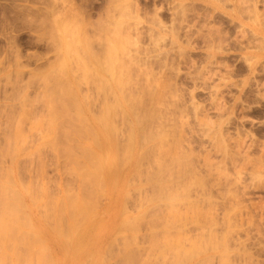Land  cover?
<instances>
[{
	"label": "rangeland",
	"instance_id": "obj_1",
	"mask_svg": "<svg viewBox=\"0 0 264 264\" xmlns=\"http://www.w3.org/2000/svg\"><path fill=\"white\" fill-rule=\"evenodd\" d=\"M239 1L241 2L242 0ZM227 4L228 0H0V96L2 97L0 102H3L4 98L2 95L3 92L1 91L3 88L1 87H4V96H8V98L10 94L12 96V94L16 93L17 88L19 89L21 87L22 92L18 93V97L16 96L17 94L14 95V98L17 97V99L15 98L16 100L10 97L11 105L13 106L15 102L17 105H14L16 109L13 107V110L15 111L17 108L18 110L16 112L21 111V108H26L27 110L29 105L20 107L19 102H17L22 99L21 94L23 90L27 95L32 97L30 98L28 96L30 99H28V104L30 103L29 101H31L32 104L35 103V106H38L39 109L41 102L38 100L39 104L38 102V105L36 104L37 97L35 95L37 93L38 96V94L41 93L39 90L42 84L41 82L39 83L38 80L41 78L40 74L43 72L42 70L48 69L52 60L54 61L56 58H61V56L59 55V57L56 53L57 50H53L55 49L54 45L56 46L58 39L74 42V40H72L74 37L75 42L77 41L78 43L79 37L81 36V38H84L83 36H85V38H89V40H87L90 42L91 52H94L93 54H96L99 59L102 58L103 60L106 56V44L108 45L109 43L116 47L114 53L112 52L113 58L110 60L111 63L108 65H116L110 67L112 68V75L114 74L115 76L113 75V78H110L111 76L107 74L106 78L108 77L107 79L109 80L108 85L115 86L114 82L118 77L119 84L115 86L116 90H120L118 101L121 102L120 109H122V112H125V116H127L125 117L124 114L121 113L120 118H116V125L119 126H116L118 128L115 130L116 133H119L117 137L120 135L118 141H121L120 139H125V136L121 135L122 132H124L122 134L126 135L129 132L127 128L130 129L129 127L133 126V124H138L142 129H145H143V133L141 132V136L145 137L156 133L158 136L161 135L162 137L171 138V141L166 138V141H170V143L176 141L177 144L178 142L180 144L181 142L183 145L182 149L184 150H186L187 143H190L193 148V154L190 153L192 155H188L194 160L192 164L194 163L193 166L195 170H190L193 176L188 172V178L190 177V179L187 180L186 176L185 181H189V184L187 183V187L185 184H182L184 189H182L181 184L180 188L178 187L181 191L184 190V193L182 192L183 194L189 195H187L189 198L188 201L183 202L182 200L184 199L179 198L172 201V204L169 203L170 205H164L162 202L164 206H162V209L164 211L161 209V203L156 206L153 205L155 207H153V209L150 208L153 213L147 211L152 204L144 200V197L150 198L149 196L152 195V188L151 186L148 187L149 184L145 183L144 180L147 176L146 173L148 174L147 170L150 168L145 165L146 161H144V165L142 163V167L138 169L140 173L133 171L134 174L130 172L118 180L117 186L113 190L114 193L112 197L109 192L110 190L104 184L103 189L99 190L101 194L98 192L99 188L95 189L94 186V189H91L90 198L91 194H96V191L98 192V197H100L98 198L96 196L97 194L93 197L94 204L91 202L92 198L90 199V205L94 207V209L92 208L91 210L94 215L97 214L98 216L95 215V218H91L87 226H90L89 228H91V230L89 228L85 229L84 233H80V237L78 238L80 241H87L90 243L88 249L80 245L78 247L75 240H69L67 243L71 244L72 248L64 252L59 246L58 241L53 238L54 235L50 231L52 227L50 225L51 222L48 223V220L53 221L52 226H54V219H49L45 213L47 214L48 212L46 210L47 208H49V211L52 210L51 206L48 207V202L51 203L54 201L53 203L55 205V200L64 192L62 190H64L65 187V190L69 189L68 191L70 193H73L75 189L76 193L78 192L75 175L73 174L72 176V173L69 175L70 172L65 169L67 168V162H63V157L58 158L55 155L53 156V153L51 154L52 151H48L47 148L49 147L47 145L43 146V150L40 154L41 156L39 155L42 159L34 158L36 156L33 151L35 146L38 144L42 146L40 143H43L45 139L44 137L41 139V130L36 129L32 131L35 128H30L31 130L29 131L27 126L29 127L30 121H32L29 116L27 117L28 119H26L29 121V124H27L28 121L27 123L25 122L23 124L24 130L22 129L23 131H21L25 135V141L21 138L25 142L22 143L23 148L19 146V151L22 149V152H16L19 155V167H21H17L16 169V171L19 172L18 174H20V177H17L18 179L13 177L9 169H4V167L10 166V159L8 157L11 147L9 145L12 143L8 142L10 144L6 145L4 142L5 140L0 138V142L4 140L2 143H5L6 147H10L8 151L4 150V152L9 153L8 155L3 152V157L0 156L1 161H3H0V165H2V167H0L10 174L11 177L9 175L5 176L6 174L4 177L11 178L10 181L12 182L8 180L9 182L4 184L5 179L2 178L0 179V184H4L6 187L8 186L7 190L4 189L5 191H10V189L13 190V193L17 191L16 193H18V196L17 194L15 195L17 197H19V195L22 197L17 199H20L22 204L16 202L15 196H12L15 201L9 199L11 196L9 198L6 196V201L8 199V201H10L9 203L16 202V204H18V210H20L22 214H27L29 218L28 225L30 224L32 228L30 229V226L26 223H23L22 227H24L25 231L29 228V232L32 231V234H37L36 236L43 240L42 244H45L43 247H48V252L42 249V246L39 250H43V253H49V256L46 257L51 259L52 264H82L85 258L87 260V257L88 261L85 260L84 264H126V261L123 260L125 259L123 256H126L125 253L127 254L129 251H132V248L134 255H138V257H136L137 260L139 258H141V260H147L149 258L146 264H160L163 262L164 264H178L175 259H173L176 254L172 252L171 254L172 256L174 254V256L172 257L171 254L169 255L172 248L171 244L176 241L175 239H177V237L179 247L181 249L184 248L182 249V253L180 248L178 249L181 256L184 252L182 256L184 258H180L183 260H181V264H199L200 261L197 263V260H203V256L205 258L208 254L211 256L208 255L209 258L206 257L208 260L203 262L204 259L202 264H264V55H254L251 57L249 54L250 49L252 51L264 50V42L256 41L253 44L254 46L251 47L252 43H250L249 38L246 37L242 24L234 27L231 22V29L230 32H228V22L225 11H223V8H225ZM78 19H80V22ZM64 20L67 25L70 23L68 27L67 25L65 26L70 28L65 29L72 32V35H70L71 33L67 31L71 38H67L68 36L63 35V33L66 32L64 30L65 32L60 34L61 36H59V38L57 36V39L55 37L59 32L57 31L55 36L52 34L57 40L56 43V40L51 37V32L54 30L56 31L57 27H64L58 26V24L64 25ZM55 25H57V27ZM81 29L82 31H80ZM113 37L117 40H113ZM245 40H247L246 47L244 46ZM73 44H75L74 46L77 45L76 43ZM76 49L79 50L77 47ZM78 53L76 52V55L79 56L81 50L78 51ZM81 55L85 57L82 53ZM74 58L75 55L72 61ZM72 61V68L70 67L71 73L75 70L76 74H73L78 75L80 73L78 72L80 65L78 63L76 65L77 61L72 64ZM47 62L48 65H46ZM18 63L19 65L17 66ZM118 63H120V65ZM74 67L76 69H74ZM116 68L118 69L116 70L117 72L115 71ZM40 70L41 72H39ZM16 72H18V77L15 75ZM6 75H8L7 78ZM28 75L31 76V78ZM37 75H39V78L37 77V80H35ZM8 79L11 80L10 83H14L15 85L7 83V81L9 82ZM4 83L8 85H5V87L3 86ZM39 84L41 85L39 86ZM9 85L13 86V88L16 86L14 89L15 93H13V88L11 89V87H8ZM22 86L24 88H22ZM82 87V91L85 89L86 93L93 90H90V87L87 88L88 86L84 84L81 86V89ZM110 90L106 89V91L111 93ZM109 92H105L107 93L106 95L100 92L99 94H102L105 97H103L104 99L112 102V95H110ZM108 95L110 97H107ZM34 96L36 100L34 99L35 102L33 103L31 99H33ZM100 96L101 95H98L99 99L102 98ZM131 96L132 98H130ZM94 98L95 96L93 94L90 102H94L90 105L92 108H90L88 113L89 118H93L99 113L98 109H100L99 106L103 99L98 100L96 97L97 99L95 98V101ZM32 104H30L29 109L32 108ZM130 105L132 109H129V107L131 108ZM12 106L10 107L11 110ZM135 106L136 109L134 110H138V113L136 112L137 114L134 115L135 111H133V107ZM41 108L37 113L36 107V117L41 114ZM8 110L7 111L10 112L9 114H11L9 108ZM140 111H142L143 117ZM16 112H12V114ZM146 112L151 116L147 115ZM17 114H15L14 117ZM136 116L137 118H135ZM122 117H124V120L121 119ZM119 121L121 122L120 124H118ZM25 124H27V126ZM123 126L126 127L125 131ZM144 131L147 132L144 133ZM14 143L15 142H13V144ZM19 144H21V140ZM175 144L174 146L176 147ZM179 144L178 147L181 148L182 145L180 144V146ZM14 146L16 148L18 147L16 144H14ZM6 147L3 148L6 149ZM2 149H0L1 152ZM13 149L14 148H12V150ZM32 151L33 153H31ZM16 153L13 154L12 151L10 157H12V154L14 157H17V155H15ZM28 153L30 156L33 154L34 159H31ZM227 154H230V156ZM205 158L207 159L204 164L203 159L205 160ZM119 159L122 160L120 157ZM126 159H128V157L124 160ZM117 160L116 156L115 161L116 163L118 162L122 171L129 167L130 162H127V160H122L125 163L121 160ZM61 161L62 163H60ZM207 161L208 163L210 162L209 164L212 163L211 167L214 170H212L211 167L210 169L212 171L206 168L209 167V164L206 163ZM121 162L126 166L124 165V167H122L119 164ZM39 163L42 164L39 165ZM43 164H46L47 168L46 165ZM37 166H41L39 167V172ZM63 166L64 168H62ZM2 170L0 171V175L4 174ZM141 171L143 176L141 175ZM64 172H66L67 175L64 174ZM131 178L133 180H131ZM3 179L4 181H2ZM19 179L20 182L22 181L21 184H19ZM127 179L129 181H127ZM67 180L68 182H66ZM190 181L192 182L190 183ZM194 181L197 182V184L194 183ZM62 183L65 184V187ZM40 185L42 195L41 193H36V195H34L35 192H40L35 190V188L38 190ZM201 185L203 189H201ZM52 186L54 188H52ZM62 186L64 188H62ZM44 187L45 189H43ZM70 187L73 188V190H71ZM178 188L177 191L176 189L171 191L179 194L180 190H178ZM28 190H30V193H32L33 190L32 196H37L36 201L35 199L32 200V197H29L31 194L27 195ZM43 190L46 191V193L48 191V193L45 195ZM94 190L95 192L92 193ZM1 191L2 190H0V194ZM9 193H11V191ZM49 193L50 197L52 196V200L51 202L47 200L50 199L49 197L45 199L48 201H46L48 205L43 204V207L42 201L45 203L44 197H47ZM54 195H56V198ZM3 196H5L4 192ZM121 196L127 198L124 202V206L120 200ZM40 197L42 198L40 199ZM53 197L55 198L54 200ZM130 198L132 199L130 200ZM37 199L39 200L37 201ZM141 201L144 204L141 203ZM37 204L40 205L38 206ZM141 204L144 206H141ZM54 205H52V207ZM173 205L178 208H175ZM173 207L174 209L172 210ZM121 208L122 212L120 213ZM168 208L169 210H167ZM156 209L158 210L155 212L154 210ZM144 210L148 213L146 212L144 214ZM171 210L174 211L175 214L172 213ZM20 212H17V214ZM157 212L159 215H157ZM49 213L48 216L50 215ZM140 213L143 214L144 217L146 215L148 218H143L141 217L142 215L139 216V218L138 214ZM151 213L155 215V217H153L154 220L152 219L154 215ZM165 213L166 215H164ZM156 215L160 217L156 218ZM176 215L179 216L180 219H177L178 217ZM23 216L26 217L25 214H23ZM135 216L141 220H136L138 222L134 221V224L131 219L136 218ZM166 216L167 218L169 216V218L165 219ZM127 218H130V221H127ZM45 219H48V222H46ZM145 219L146 221L144 222ZM24 221L26 222V220ZM124 221L131 222L132 226L134 225L136 229H134V226L127 227L130 226L128 223V225L123 227ZM159 222L161 227H157ZM165 222L169 226L163 227L166 224ZM148 223L151 224L149 225ZM65 224L67 225V221ZM183 224L184 226L182 227ZM151 225L156 226L151 228ZM119 226L121 227L119 228ZM148 230L151 234L147 233ZM157 230L160 231L158 232ZM152 231L154 232L153 235ZM25 234L30 235V233ZM135 235H137V238ZM30 237H32V235ZM69 237L70 236H68V239H70ZM142 237L144 238L142 239ZM166 237H169L168 240L170 239L171 241L169 240V242L167 239H164ZM185 237L191 240H186ZM29 239H26L27 243ZM32 240L34 241V239ZM164 241H166L167 244L169 242L170 245L168 247L170 251H168V249L164 251V249L161 248ZM177 241L175 246L177 245ZM37 243V241L34 244L32 243L33 246H31L33 250L35 248L38 249L36 247ZM122 243L124 244L122 245ZM172 246H174V244ZM163 247L166 248L167 245ZM24 248L27 249V246ZM25 250H22L21 254L25 253L27 257L28 253L26 252L29 248L26 252ZM109 250H111V252H109ZM118 250L120 252H118ZM135 250H137L139 254H136V252H134ZM161 250H163V254ZM175 250L176 249L173 251ZM178 250L177 252L179 253ZM38 251L35 250L37 253ZM165 252L169 253L166 254ZM33 253L34 252L30 253L31 257L34 256ZM5 254L9 256L11 264L16 262L15 258L13 260V257L16 256H12L13 253L11 250L6 249ZM89 254L90 256H88ZM156 254L159 258L156 257ZM7 255H5L4 258L6 257V259H8ZM163 255L166 257H163ZM177 256L178 255H176V257ZM26 257L24 256L22 259L24 260ZM160 257H162L161 259L164 258L163 261L160 260ZM44 258L45 257L42 259ZM47 258H45L44 261H46ZM22 259H20V261ZM3 260L1 261L4 262ZM26 260H24L23 263H29L31 261L27 262ZM32 260L35 259L32 258ZM41 260H37V262L40 261V263L48 264V260L46 262ZM134 260L135 264H143L145 262H141V260L136 262L135 258ZM8 261L4 263L7 264ZM33 262L30 264H33ZM133 262H131V264H134ZM127 264L130 263L128 262Z\"/></svg>",
	"mask_w": 264,
	"mask_h": 264
},
{
	"label": "bare ground",
	"instance_id": "obj_2",
	"mask_svg": "<svg viewBox=\"0 0 264 264\" xmlns=\"http://www.w3.org/2000/svg\"><path fill=\"white\" fill-rule=\"evenodd\" d=\"M68 17V16H67ZM77 20V19H76ZM80 19H78V21H79ZM64 22H65V20H64ZM63 22V23H64ZM68 22V21H67ZM80 22V21H79ZM70 24V23H69ZM69 24L67 25V23L65 22L64 23V25L63 24H58V26H64V27H62V28H58L57 27V25H55L56 27H57V29L56 28H54V29H56V31L54 30V31H52L51 32V37H53V36H55V34L57 33V31H59L57 34H59V35H57L56 34V38H57V36H58V38H59V36H61L60 34H62L63 32H65V33H67V31L68 32H70L69 30H67V29H69V28H67L68 26H69ZM67 25V27H65ZM78 25H79V23H78ZM71 26V25H70ZM84 27V26H83ZM65 28H67V29H65ZM82 28V27H81ZM65 30V31H64ZM80 31H82V29L80 30ZM116 31V30H115ZM55 32V33H54ZM65 33H63V35H66V36H68L67 38H71V36L70 35H72V32H70L71 34L70 35H68V33L67 34H65ZM74 33V32H73ZM52 34H53V36H52ZM77 34V33H76ZM78 34H80V33H78ZM115 34V33H114ZM65 36V37H66ZM77 36V35H76ZM64 37V38H65ZM74 37V36H73ZM79 37V36H78ZM84 38H81V36L79 37V39H78V43H77V41L75 42V37L72 39V40H74V42H68V41H65V39L64 40H60V39H58V43H57V40H56V38H54L53 37V39H55L56 40V46L54 45V48L55 49H53V50H57V54H58V56L60 55L61 56V58L60 59H57L56 58V60H52V62L49 64V67H48V69L47 70H42L43 72L40 74V77L41 78H39V75H37L36 76V79L35 80H37V77L39 78L38 80H39V83L41 82V84H39V86L41 85V89L39 90V92H41L42 93V95H41V93H39L38 94V96H37V93H36V97H37V101H36V104H37V102H38V100H39V102H41L40 103V105H39V109L41 108V114L38 116V117H36L37 116V114H36V112L37 111H40L39 109H38V106H35V101H34V99L36 100V98H35V96H34V98L33 99H31L32 101H33V103L34 104H32V102L31 101H29L30 103L28 104V99H29V97L30 98H32L31 96H29V95H27L25 92H24V90H23V93L21 94V97H22V99L21 100H19V101H17V102H19V105H20V107L21 106H23V107H26V106H30V104H32L31 105V109H29V106H28V108H27V110H26V108H21V111H18V112H16L17 110H18V108H17V110H13V107L15 108V106H17L15 103L13 104V106L11 105V103H10V101H11V99H13L14 98V95L15 94H17L16 96L18 97V93H21L22 91V89H21V87L18 89V92H17V89H16V93H15V88H16V86H15V88H13V86H11L12 84H14V83H10V81L11 80H9V82L7 81V83H10L11 85H9L8 87H11V89L12 90H14L13 91V93H15V94H12V96H11V94L9 95L10 97H11V99H10V97L8 98V96H4V92H5V90H4V87H1V88H3L1 91L3 92L2 93V95H3V102H0V135H1V137L0 138H2V139H4L3 141L6 143V145H9L10 143H12V144H10L9 146L11 147V151H10V155H9V159H10V166L7 168V167H4V169L6 168L7 170L9 169L10 170V172L13 174V177H16V179H18L19 177H20V174H18L19 172H17L16 171V169H17V167L18 168H21V167H19V164H20V162H19V160L20 159H18V153L21 151L22 152V149L19 151V149L20 148H23L22 147V143H25L24 141V139H25V135H24V133L23 132H21V131H23L24 129V126H23V124L26 122L27 123V121L28 120H26V119H28L27 117L29 116V118L31 117V119L30 120H32V121H30V126L28 127L27 126V124H29V121H28V123L27 124H25L26 126H27V128H29V131L31 130L30 128H32V129H34V130H32V131H35L36 129H38V130H41V132H40V134H41V139L44 137V142L42 143H40V144H42V146H40L39 144L37 145V146H35V148H34V154L36 155L34 158H37V159H42L40 156V154H41V152H42V148H43V146L44 145H47L49 148H50V150H49V148H47L48 149V151H52L51 152V154L53 153V156L55 155V156H57L58 158L59 157H63L64 159V163L65 162H67L66 163V166H67V168H65L68 172H70L69 173V175L72 173V176H73V174L75 175L74 177L77 179V189H78V192L76 193V189L74 190V194L71 192H69L68 190L69 189H66L65 190V184H63L62 183V185H64V187L62 186V188H64V190H62V191H64V192H62L61 193V195H59L60 197H58L56 200H55V205H54V201H52L51 202V200H52V196L50 197V193H49V195L47 196V197H44V200L45 199H47L48 197L50 198V199H47V200H49L51 203H49L47 200H45V203H43L44 201H42V206H43V204H46V205H48L49 204V206L48 207H50L51 206V209L52 210H48L49 208H47L46 210L48 211H46L47 212V214L45 213V215L50 219H54V226H52L53 225V221H50V220H48V219H45V221L46 222H48V223H50V225H51V229L52 230H50L51 232H52V234L54 235H52L53 236V238L56 240V241H58V244H59V246L63 249V251L64 252H67V251H69L71 248H72V246H71V244H68L67 243V241H69V240H75V243H76V245H78V247H79V245L80 246H83V247H85L86 249H88V246H89V242H87V241H80V240H78V238L80 237L79 235H80V233H84V231H85V229H87V228H89V227H87L88 225H89V222H90V220H91V218H95L94 216L95 215H97V214H95L94 215V213L92 212V208L94 209V207H93V205H90L91 204V202H92V204H94L93 203V197H95V195L98 197L99 195H98V192H99V194H101L100 193V191L99 190H101V189H103V187H104V185H106L107 187H108V189L110 190L109 192H110V195H111V197L113 196V193H114V189H115V187L117 186V183H118V180L120 179V178H122V177H124L125 175H127L128 173H132L133 171L134 172H138V169H140L142 166V163H143V165H144V161H146V166L147 167H150L147 171H148V174L146 173V177H145V183H147V184H149L148 185V187H150L151 186V188H152V195L151 196H149L150 198H147L146 196V199H145V197H144V200H146L147 202H151V204H152V206H150L148 209H150V208H152L153 209V205H159L160 203V206H161V209L164 207L163 205H162V202H163V204L164 205H166V204H168V205H170V204H172V201H174V200H176V199H179V198H182V199H184V200H182L183 202L185 201H188V194H183L184 192V190H180L179 188H180V186L183 184H185V186L187 185V183L189 184V181L187 182V181H185V179H186V176H187V180L188 179H190V177L188 178V176H189V174H192V176H193V173L191 172L192 171V169L193 170H195L194 168V163L192 164V162H194V160H193V158H191V157H189L190 155H192L193 154V148H192V146L190 145V143H187V145H186V150H184V149H182L183 148V145L181 144V142H180V144L182 145V147L181 148H179L178 147V144H179V142H178V144H177V142L175 141V140H177V139H175L174 141L176 142V144H175V142H171L170 143V141H171V138H167V137H162L160 134V136H158V135H156V133L155 134H150L149 136L147 135V136H141V132L143 133V129H142V127L141 126H139L138 124L136 125V124H133V126H131V127H129L130 129H128L127 128V130H129V132L125 135V134H122V133H124V132H122L121 133V135H123V136H125V139H120L121 141H118L119 140V138L117 137V135L119 134V133H116V130H117V128L118 127H116V126H119V125H116V118H120V114L121 113H123L124 114V116L126 115L125 114V112H122V109H120L121 107V102L120 101H118V95L120 94V90L118 89V90H116V87L115 86H117L119 83H118V77H117V80H115V82H114V84H115V86H111V85H108L109 84V80L106 78V76H107V74H109V76H111L110 78H113V75H112V68H110L111 66H113L114 64H112L111 66H108V65H110L109 63H111L110 62V60H112V58H113V56H112V52L114 53V51H115V49H116V47H115V45H112V44H109L108 43V45L106 44V46H107V50L105 51L106 53V56H105V58L102 60V58L101 59H99V57H97L96 56V54H93L94 52H91L92 51V49L90 48V42L88 41L89 40V38H85V36H83ZM88 37V36H87ZM66 38V39H67ZM91 38V37H90ZM112 38V37H111ZM76 39H77V37H76ZM88 39V40H87ZM114 39H116V38H114L113 37V40ZM67 40H70V39H67ZM117 40V39H116ZM107 41H108V39H107ZM106 42V41H105ZM109 42V41H108ZM73 43H76L77 45L76 46H74L75 44H73ZM51 44H52V42H51ZM92 44V43H91ZM116 44V43H115ZM118 44V43H117ZM76 47L77 48H79V50L78 49H76ZM81 50V53L83 54V55H85V57H82V55H81V53H80V55L78 56V55H76V52L78 53V51H80ZM98 50V49H97ZM97 50H96V52H97ZM74 51H75V53H74ZM73 52V53H72ZM95 52V53H96ZM100 52V51H99ZM55 53V54H56ZM104 53V52H103ZM54 54V55H55ZM57 54H56V56H57ZM71 54H74L75 55V58L73 59V61H72V58H73V56L74 55H71ZM79 54V53H78ZM59 56V57H60ZM71 61H72V64H74L76 61V65H77V63L80 65L79 67V69H80V71H79V69H78V72H80L78 75H75L76 73H75V70L74 71H72V73H71V68H72V65H71ZM118 61H120V60H118ZM49 62V61H48ZM48 62L46 63V65H48ZM117 62V61H116ZM106 63H108V64H106ZM119 65H120V63H118ZM19 65V63L17 64V66ZM75 65V66H76ZM123 65V64H122ZM114 66H116V65H114ZM113 66V67H114ZM47 67V66H46ZM71 67V68H70ZM40 68V67H39ZM77 68H78V66H77ZM74 69H76L75 67H74ZM36 70V69H35ZM73 70V69H72ZM116 70H118L117 68L115 69V71ZM15 72V71H14ZM20 72V71H19ZM35 72V71H34ZM37 72V71H36ZM39 72H41V70L39 71ZM117 72V71H116ZM8 73V72H7ZM10 73H12V72H10ZM18 72H16L15 73V75L18 77V74H17ZM73 73H75V74H73ZM73 74V75H72ZM10 76V75H9ZM29 76V75H28ZM115 76V75H114ZM117 76V75H116ZM8 77V75H6V78ZM30 78H31V76H29ZM28 77V78H29ZM29 78V79H30ZM33 78H34V74H33ZM109 78V79H110ZM114 78H116V77H114ZM12 79H13V77H12ZM15 79V78H14ZM16 79H18V78H16ZM28 79V80H29ZM27 80V81H28ZM34 80V79H33ZM41 80V81H40ZM111 80V79H110ZM6 81V80H5ZM4 81V82H5ZM18 81V80H17ZM30 81H32V80H30ZM43 81V82H42ZM117 81V82H116ZM6 83V82H5ZM4 83V85L3 86H5V85H8V84H5ZM16 83V82H15ZM23 83V82H22ZM30 83V82H29ZM3 84V83H2ZM19 84V83H18ZM24 84V83H23ZM83 84L84 85H86V86H88L87 88H89L90 90L91 89H93V90H91V92H89V93H86V91H85V89H84V91H82L83 90V87H82V89H81V86H83ZM15 85V84H14ZM21 86V85H20ZM27 86H29V85H27ZM34 86V85H33ZM38 86V85H37ZM39 86H38V88H39ZM6 87V86H5ZM7 87V88H8ZM22 88H24L23 86H22ZM106 89L107 90H110L111 91V93L109 92V91H106ZM4 90V91H3ZM8 90H9V88H8ZM105 92H109V94L110 95H112L111 96V98H112V102H109V100H106V99H104L105 97L103 96L104 95V91ZM11 91V90H10ZM10 91H8V92H10ZM89 91V90H88ZM102 91V92H101ZM7 92V91H6ZM12 92V91H11ZM10 92V93H11ZM35 92V91H34ZM33 92V93H34ZM37 92V91H36ZM82 92H84V93H82ZM99 92L100 93H102V94H99ZM104 92V93H103ZM107 93H105V95L107 94ZM94 94V96H95V98L97 97L98 98V95H101L100 97H104L103 99L102 98H98V100H101V103H100V106H99V108L100 109H98V111H99V113L95 116V117H91V118H89L88 117V113H89V111H90V108H92V107H90V105H92V103L94 102H90V99L92 98V95ZM96 94V95H95ZM0 95H1V92H0ZM7 95V94H6ZM20 95V94H19ZM29 96V97H28ZM33 96V95H32ZM41 96V97H40ZM17 97H15L16 99H17ZM107 97H110L109 95L107 96ZM106 97V98H107ZM2 97L0 96V99H1ZM14 98V99H15ZM39 98V99H38ZM41 98V99H40ZM95 98H94V100H95ZM96 98V99H97ZM110 98V99H111ZM130 98H132V96L130 97ZM134 98V97H133ZM10 99V100H9ZM15 99V100H16ZM107 99H109V98H107ZM30 100V99H29ZM93 100V99H92ZM97 100V101H98ZM130 100V99H129ZM132 100V99H131ZM20 101H21V103H20ZM96 101V100H95ZM39 102H38V104H39ZM127 102V101H126ZM129 102V101H128ZM136 102H137V100H136ZM90 103V104H89ZM99 103V102H98ZM98 103H97V106H98ZM22 104V105H21ZM37 104V105H38ZM95 104V103H94ZM133 104H134V102H133ZM12 106V110H11V106ZM15 105V106H14ZM10 106V107H9ZM35 106V107H34ZM131 106V105H130ZM36 107H37V109H36ZM8 108L10 109V111H11V114H9L10 112H8L9 110H8ZM98 108V107H97ZM16 109V108H15ZM35 109H36V112H35ZM129 109H132V106H131V108L129 107ZM134 109H136V106L135 107H133V111H135L134 112V115L135 114H137L138 112V110L136 111V110H134ZM138 109V108H137ZM8 110V111H7ZM29 110V111H28ZM127 110V109H126ZM143 110V109H142ZM12 112H16V113H13L12 114ZM137 112V113H136ZM141 112V116L143 115L142 114V111H140ZM18 113V114H17ZM38 113V112H37ZM40 113V112H39ZM91 113V112H90ZM15 114H17L15 117H14V115ZM122 114V115H123ZM146 114H147V112H146ZM118 115H119V117H118ZM145 115V114H144ZM147 115H149V114H147ZM140 116V115H139ZM149 116H151V115H149ZM148 116V117H149ZM34 119H33V118ZM88 117V118H87ZM125 117H127V116H125ZM143 117V116H142ZM145 117V116H144ZM124 117H122L121 119H123ZM135 118H137V116L135 117ZM139 118H141V117H139ZM37 119V120H36ZM121 119H120V121H121ZM142 119V118H141ZM144 119V118H143ZM146 119V118H145ZM153 119V118H152ZM124 120V119H123ZM119 121V123L118 124H120L121 122ZM137 121H139V120H137ZM147 121V120H146ZM140 122V121H139ZM152 122V121H151ZM138 123V122H137ZM154 123V122H153ZM149 124V123H148ZM147 124V125H148ZM142 125V124H141ZM40 126V127H39ZM122 127V126H121ZM120 127V128H121ZM124 127V126H123ZM147 127V126H146ZM148 127H149V125H148ZM41 128V129H40ZM125 128L126 127H124V131H125ZM23 129V130H22ZM116 129V130H115ZM149 129H150V127H149ZM37 130V131H38ZM119 130H121V129H119ZM118 130V131H119ZM145 130V129H144ZM160 130V129H159ZM36 131V132H37ZM147 131H148V129H147ZM146 131V132H147ZM35 132V133H36ZM120 132V131H119ZM145 131H144V133H146ZM153 132V131H152ZM156 132V131H155ZM21 133H23V134H21ZM32 134H34V133H32ZM39 134V135H40ZM23 137H22V136ZM30 135H31V133H30ZM29 135V136H30ZM36 135V134H35ZM144 135V134H143ZM31 137H32V135H31ZM39 137V136H38ZM117 137V138H116ZM122 137V136H121ZM180 137V136H179ZM21 138H23V140L21 139ZM27 138V137H26ZM123 138V137H122ZM166 138H167V140L168 139H170V141H166ZM36 139V138H35ZM20 140H21V144H19L20 143ZM181 140V139H180ZM179 140V141H180ZM3 141H1L0 143H1V145H0V149H2L3 147L5 148L6 146H5V143H2ZM11 141H13V142H15L14 144H16L18 147L16 148L15 146H14V144H13V142H11ZM35 141V140H34ZM8 142H10V143H8ZM123 142H124V144H123ZM169 142V143H168ZM45 143V144H44ZM2 144H3V146H2ZM120 144H122V145H120ZM171 144V145H170ZM173 144V145H172ZM174 144L176 145V147L174 146ZM179 144V145H180ZM180 145V146H181ZM1 146H2V148H1ZM9 146H7L6 147V149H2V152H1V150H0V156H2L3 157V152H4V150H6V151H8V149H10V147ZM19 146H21L20 148H19ZM9 147V148H8ZM46 147V146H45ZM44 147V148H45ZM12 148H14L13 150H12ZM176 149H179V150H176ZM182 150H184V151H182ZM12 151H13V154L14 153H16L17 151H18V153H16L15 155H17V157L15 156L14 157V155L12 154V157H10L11 156V153H12ZM33 151L31 152V153H33ZM47 151V150H46ZM30 153V154H31ZM121 153V154H120ZM190 153H192V154H190ZM4 154H9L8 152H4ZM47 154V153H46ZM28 155H29V153H28ZM40 155V156H39ZM189 155V156H188ZM227 155H229L230 156V154H227ZM4 156H6V155H4ZM26 156V155H25ZM30 156V155H29ZM29 156H27V157H29ZM33 154H32V156H30L31 157V159L33 158ZM40 158H39V157ZM52 156V157H53ZM116 156H117V159L118 160H121V159H119V157L120 158H122V160L123 161H126L127 160V162H130L129 163V167L128 168H126V169H124L123 171H122V169H121V167L118 165V162L116 163V161H115V158H116ZM190 158H188V157ZM26 157V158H27ZM124 157V158H123ZM126 157H128V159H126V160H124ZM5 158V157H4ZM24 158V157H23ZM22 158V159H23ZM33 158V159H34ZM186 158V159H185ZM188 158V159H187ZM21 159V160H22ZM25 159V158H24ZM52 159V158H51ZM53 159H54V157H53ZM206 159L207 158H205V160L203 159V161H204V164H205V161H206ZM248 159V158H247ZM246 159V160H247ZM8 160V159H7ZM55 161H56V159H54ZM66 160V161H65ZM117 160V161H118ZM121 160V161H122ZM129 160V161H128ZM143 160V161H142ZM193 160V161H192ZM244 160V159H243ZM0 161H1V159H0ZM9 161V160H8ZM32 161V160H31ZM40 161V160H39ZM38 161V162H39ZM60 161V160H59ZM122 161V162H123ZM1 162H3V161H1ZM0 162V163H1ZM35 162V161H34ZM41 162V161H40ZM119 163L122 167H124V165H123V163H125V162H123V163ZM126 162V163H127ZM35 163H37V162H35ZM34 163V164H35ZM60 163H62V161L60 162ZM60 163H58V164H60ZM206 163H208V161L206 162ZM210 163V162H209ZM208 163V164H209ZM3 164V163H2ZM40 164H42V163H39V165ZM54 164H56V163H54ZM207 164V165H208ZM212 164V163H211ZM211 164H209V167H206V168H209L210 169V167H211ZM38 165V164H37ZM43 165H46V164H43ZM64 165V164H63ZM1 167H2V165H0ZM4 166V165H3ZM126 166V165H125ZM205 166V165H204ZM0 167V171L3 169V168H1ZM36 167V166H35ZM39 167H41V166H37V168H38V172H39ZM120 167V168H119ZM215 167H217V166H215ZM214 167V168H215ZM30 168H31V166H30ZM37 168H35V169H37ZM46 168H47V165H46ZM61 168V167H60ZM62 168H64V166L62 167ZM61 168V169H62ZM212 168V167H211ZM34 169V168H33ZM208 169V170H209ZM216 169V168H215ZM41 170V169H40ZM142 170V169H141ZM191 170V171H190ZM207 170V171H208ZM211 170V169H210ZM212 170H214L213 168H212ZM211 170V171H212ZM2 171H4V170H2ZM42 171V170H41ZM63 171H65V170H63ZM144 171V170H143ZM145 171H146V169H145ZM197 171V170H196ZM36 172H37V170H36ZM37 172V173H38ZM61 172V171H60ZM134 172L132 173V174H134ZM189 172V174H187ZM191 172V173H190ZM193 172H195V171H193ZM2 173V172H1ZM4 174L0 177V179H2V178H4L5 179V181H4V179L2 180V181H4L5 183L4 184H6L7 182H9L10 181V179L11 178H9V177H4V175L5 176H7V175H9L10 176V174L8 173V172H6V171H4L3 172ZM33 173H35V172H33ZM32 173V174H33ZM36 173V174H37ZM138 173H140V172H138ZM17 174H18V176H17ZM36 174H34V175H36ZM45 174V173H44ZM64 174H66V172H64ZM33 175V176H34ZM67 175V174H66ZM129 175H131V174H129ZM138 175V174H137ZM141 175H142V171H141ZM33 176H31V177H33ZM45 176V175H44ZM47 176V175H46ZM139 176V175H138ZM143 176V175H142ZM141 176V177H142ZM11 177V176H10ZM18 177V178H17ZM36 177V176H35ZM62 177H64V176H62ZM131 177V176H130ZM132 177H133V175H132ZM137 177V176H136ZM7 178V179H6ZM67 178V177H66ZM70 178V177H69ZM138 178V177H137ZM192 178V177H191ZM198 178H200V177H198ZM15 179V180H16ZM36 179V178H35ZM64 179V178H63ZM72 179H73V177H72ZM201 179H203V178H201ZM9 180V181H8ZM34 180V179H33ZM55 180V179H54ZM74 180V179H73ZM131 180H133L132 178H131ZM195 180H196V178H195ZM19 182H20V179L18 180ZM45 181H47V180H45ZM71 181V180H70ZM127 181H129L128 179H127ZM138 181V180H137ZM193 181V180H192ZM192 181H190V183L192 182ZM202 181H204V180H202ZM11 182V181H10ZM16 182H17V180H16ZM22 182V181H21ZM21 182L19 183V184H21ZM66 182H68V180L66 181ZM72 182V181H71ZM197 182H198V180H197ZM197 182H195L194 181V183H196L197 184ZM12 183V182H11ZM73 183H74V181H73ZM201 183H203V182H201ZM205 183V182H204ZM4 184H0L1 186H0V190H2L1 191V194H0V264L2 263H4L5 262V259H6V257L4 258V256L5 255H7V254H5V250L7 249H9V250H11L12 251V256H16V257H13V260H14V258H15V260H16V262H14V264L15 263H17V264H20V263H22V264H30V263H32L33 261L35 262V264H39L40 263V261H38L37 262V260H41L43 257H45V258H47L48 256H49V253H43L42 251L43 250H39L40 249V247L42 246V249H44V250H46L47 252H48V247L47 248H44L43 246L45 245H43L42 244V241L43 240H41V239H39L36 235L37 234H32L33 232L32 231H28L29 230V228L31 229L32 228V226L29 224L28 225V221H29V218H28V216H27V214L26 213H23V214H25L26 215V217H24L23 216V214L20 212V210H18V204H22V202H21V200L19 201V200H17L19 197H21L20 195H19V197H17L18 196V193H16V192H14L13 193V190H11L10 189V191H11V193H9L10 191H5V190H7L8 188V186L6 187ZM9 184V183H8ZM7 184V185H8ZM40 184V183H39ZM46 184V183H45ZM104 184V185H103ZM181 184V185H180ZM4 185V186H3ZM103 185V186H102ZM128 185V184H127ZM182 185V189H184L183 186ZM195 185V184H194ZM202 185H205V184H202ZM202 185L200 186L201 187V189H203L202 188ZM10 186H11V184H10ZM47 186V185H46ZM94 186H95V189L97 188H99L98 189V192L96 191V194L94 195V193L93 192H95V190L94 191H92V193H93V195L91 194V198H90V193H91V189L93 190L94 189ZM99 186V187H98ZM21 187H22V185H21ZM40 187H41V185L39 186V188H38V190L35 188V190L36 191H40ZM72 187V186H71ZM70 187V188H71ZM101 187V188H100ZM178 188V190H180V192H181V194H180V192H179V194H176V193H174L173 191L176 189V191H177V188ZM187 187V186H186ZM185 187V188H186ZM203 187H205V186H203ZM1 188H3V189H1ZM26 188V187H25ZM25 188H24V191H25ZM50 188V187H49ZM48 188V189H49ZM52 188H54L53 186H52ZM69 188V187H68ZM5 189V190H4ZM29 189V188H28ZM43 189H45V187L43 188ZM137 189H139V188H137ZM146 189H147V187H146ZM33 190H34V188H33ZM33 190H32V193H33ZM71 190H73V188H71ZM70 190V191H71ZM171 190H173V191H171ZM15 191V190H14ZM30 190H28V192H29ZM44 191V190H43ZM151 191H150V194H151ZM205 191V190H204ZM3 192H4V194H5V196H3ZM7 192V193H6ZM28 192H27V195H30L29 197H32L31 199L33 200V199H35V201H36V198H37V196L34 198L33 196H32V193H30L29 192V194H28ZM45 192V195L48 193V191H47V193H46V191H44ZM50 192H51V190H50ZM58 192V191H57ZM129 192V191H128ZM127 192V193H128ZM183 192V193H182ZM9 193V194H8ZM36 193H41V195H42V192L40 191V192H35L34 193V195H36ZM145 193H146V191H145ZM6 194H8V195H6ZM15 194H17V196L15 195ZM26 194V193H25ZM39 194H37V195H39ZM143 194V193H142ZM145 195V194H144ZM188 195V196H187ZM202 195H204V194H202ZM206 195V194H205ZM9 198L10 196V198L9 199H12V201L14 200V198H12V196H15V198H16V202L18 203V204H16V202H11V203H9L10 201H8V199H7V201H6V198L7 197ZM40 196V195H39ZM56 195H54V197H55ZM100 196H102V195H100ZM127 196V195H126ZM134 196H140V195H134ZM148 196V195H147ZM53 197V200L56 198H54ZM119 197V196H118ZM127 197H130V196H127ZM4 198H5V200H4ZM22 198V197H21ZM39 198V197H38ZM42 197H40V199H41ZM98 198H100V197H98ZM98 198H97V200H98ZM121 199V202H122V205L124 206L125 205V201L127 200V198L125 197V196H121L120 197ZM137 199H140V198H138V197H136ZM135 198V199H136ZM142 198V197H141ZM30 199V198H29ZM28 199V200H29ZM90 199L92 200L91 202H90ZM96 199V198H95ZM94 199V200H95ZM132 198H130V200H131ZM136 199V200H137ZM150 200V201H148V200ZM32 200H30V201H32ZM39 199H37V201H38ZM135 200V201H136ZM142 200V199H141ZM201 200V199H200ZM202 200H204V199H202ZM15 201V200H14ZM35 201H33V202H35ZM48 202V204H47V202ZM129 201V200H128ZM128 201H127V203H128ZM181 201V202H182ZM33 202H31V203H33ZM95 202V201H94ZM100 202V201H99ZM134 202V201H133ZM132 202V203H133ZM137 202H138V200H137ZM181 202H179V203H181ZM13 203H15V204H13ZM96 203H98V202H96ZM95 203V204H96ZM135 203V202H134ZM141 203H143L142 201H141ZM170 203V204H169ZM178 203V204H179ZM54 205L53 207H52V205ZM101 204V203H100ZM136 204H138V203H136ZM144 204V203H143ZM143 204H141V206L143 205ZM176 204V203H175ZM182 204V203H181ZM15 205V206H14ZM38 206L40 205V204H37ZM121 205V206H122ZM135 205V204H134ZM185 205H186V203H185ZM22 206V205H21ZM37 206V207H38ZM98 206V205H97ZM140 206V205H139ZM140 206V207H141ZM144 206V205H143ZM159 206V207H160ZM163 206V207H162ZM174 207H175V205H173ZM36 207V206H35ZM44 207V206H43ZM47 207V206H46ZM135 207V206H134ZM174 207L172 208V210L174 209ZM24 208H26V207H24ZM155 208V207H154ZM158 208V207H157ZM167 208V207H166ZM175 208H178L177 206L175 207ZM194 208V207H193ZM37 209V208H36ZM147 209V211H149V212H152L151 211V209L150 210H148ZM158 209H156V210H154L155 212L157 211ZM163 210V209H162ZM167 210H169V208L167 209ZM171 210V212L172 213H174V211H172ZM175 210H177V209H175ZM196 210V209H195ZM36 211H38V210H36ZM96 211V210H95ZM146 211V212H147ZM164 211V210H163ZM166 211V210H165ZM17 212H20L19 214H17ZM50 212V213H49ZM122 212V208H121V211H120V213ZM145 212V210H144V214L146 213ZM167 212V211H166ZM41 213H43V212H41ZM48 213L50 214L49 216H48ZM96 213V212H95ZM148 213V212H147ZM153 213V212H152ZM151 213V214H152ZM160 213H162V212H160ZM164 213V212H163ZM176 213H178V212H176ZM170 214V213H169ZM175 214V213H174ZM174 214H172V215H174ZM180 214V213H179ZM44 215V216H45ZM142 215V216H141ZM152 215H154V214H152ZM152 215H150V216H152ZM157 215H159L158 214V212H157ZM156 215V218L158 217ZM164 215H166V213L164 214ZM168 215V214H167ZM45 216V217H46ZM65 216V217H64ZM98 216V215H97ZM96 216V217H97ZM139 216H141V217H143V218H148V217H146V215H145V217H144V215L143 214H138V217ZM148 216V215H147ZM162 216V215H161ZM170 216V215H169ZM169 216H168V218H169ZM177 216V215H176ZM20 217H24L23 219L24 220H26V222L22 219V218H20ZM136 218H133V219H131V221L133 220V222L135 221V222H138V221H136V220H141V219H138V217L137 216H135ZM153 217H155V215L154 216H152V219H153ZM160 217V216H159ZM158 217V218H159ZM178 217V218H177ZM176 218L177 219H180V217L179 216H177ZM25 218H27V219H25ZM64 218V219H63ZM132 218V217H131ZM140 218V217H139ZM151 218V217H150ZM150 218H149V221H150ZM162 218H163V216H162ZM161 218V219H162ZM167 218V216L165 217V219H168ZM173 218V217H172ZM184 218V217H183ZM146 219L144 220V222L146 221ZM175 219V218H174ZM184 219H187V218H184ZM48 220V221H47ZM130 221V218L128 219L127 218V221ZM154 220V219H153ZM157 220V219H156ZM158 220H160V219H158ZM163 220V219H162ZM183 220V219H182ZM24 221V222H23ZM66 221H67V225L65 224L66 223ZM127 221H124V224H123V222H122V224H123V227H125L126 225H128V224H130V226H127V227H131L132 226V224H131V222L129 223V222H127ZM148 221V220H147ZM166 221V220H165ZM178 221H180V220H178ZM65 222V223H64ZM135 222H134V224H135ZM142 222H143V220H142ZM152 222V221H151ZM158 222V221H157ZM161 222V221H160ZM160 222L158 223V225H157V227H161V224H160ZM185 222H186V220H185ZM23 223H26L28 226H30L29 228H28V230L27 231H25V229H24V227H22L23 226ZM30 223V222H29ZM64 223V224H63ZM93 223V222H92ZM128 223V224H127ZM140 223V222H139ZM138 223V224H139ZM166 223V222H165ZM184 223V222H183ZM138 224H136V225H138ZM149 225L151 224V223H148ZM157 224V223H156ZM160 224V225H159ZM162 224H164V223H162ZM167 224V223H166ZM165 224V226H163V227H166V226H169L168 224L166 225ZM49 225V226H50ZM91 225V224H90ZM121 225V224H120ZM180 225V224H179ZM26 226V225H25ZM122 226V225H121ZM121 226H119V228L121 227ZM134 226V225H133ZM132 226V227H133ZM154 226H156V225H154ZM154 226H152L151 225V228H153ZM184 226V224L182 225V227ZM139 227V226H138ZM150 227V226H149ZM90 230H91V228H89ZM125 229V228H124ZM134 229H136L135 228V226H134ZM132 230H133V228H132ZM149 230H151V229H149ZM149 230H148V232L147 233H150L151 234V232H149ZM87 231V230H86ZM153 231H156V230H153ZM152 231V232H153ZM158 231V230H157ZM160 231V230H159ZM158 231V232H159ZM164 231V230H163ZM30 233V235H26L25 233H27V234H29ZM32 232V233H31ZM91 232V231H90ZM116 232V231H115ZM133 232V231H132ZM157 232V233H158ZM165 232V231H164ZM168 232V231H167ZM146 233V232H145ZM146 233V234H147ZM154 234V232L152 233V235ZM164 234H166V233H164ZM170 234V233H169ZM168 234V235H169ZM32 235V237H30ZM83 235V234H82ZM138 235V234H137ZM137 235H135L136 236V238H137ZM144 235V234H143ZM152 235H151V237H152ZM29 236V237H28ZM42 236V235H41ZM68 236H70L69 238L70 239H68ZM84 236V235H83ZM82 236V237H83ZM129 236V235H128ZM127 236V237H128ZM145 236V235H144ZM155 236H156V234H155ZM167 236V235H166ZM28 237V238H27ZM126 237V238H127ZM130 237V236H129ZM133 237V236H132ZM170 237V236H169ZM168 237V238H169ZM30 238V239H29ZM34 239V241L32 240V239ZM37 240H36V239ZM144 237H142V239H143ZM168 238L166 237V238H164V239H167V241H169L168 240ZM173 238V237H172ZM188 238V237H187ZM186 237H185V239L186 240H189V239H187ZM29 239V241H28V243H27V240ZM140 239V238H139ZM152 239V238H151ZM174 239V238H173ZM177 239H178V237H177ZM177 239H175L176 241H177ZM76 240H78V241H76ZM84 240V239H83ZM133 240V239H132ZM191 240V239H190ZM31 241H33V242H31ZM36 241L38 242L37 243V248L38 249H34L33 250V244L34 243H36ZM40 241H41V243H40ZM110 241V240H109ZM127 241V240H126ZM171 241V240H170ZM169 241V242H170ZM174 241V240H173ZM176 241H174V246H172L173 244H171V252L169 253V252H165L166 254L167 253H169V255L173 252V253H175L176 255H178L177 257H176V255L174 256V254H173V256H174V258L173 259H175V261L178 263V264H181L182 263V259L184 258V257H182L183 255H184V252H183V255L181 256V253H182V249H184V248H180L179 247V245H178V241H177V245L175 246V244H176ZM83 242V243H82ZM129 242V241H128ZM169 242H168V244L166 243V241H164L162 244V249H164V251H166V249H168V251H170V248L168 247L170 244H169ZM190 242V241H189ZM31 243V244H30ZM33 243V244H32ZM70 243V242H69ZM112 243V242H111ZM134 243V242H133ZM39 244H40V246H39ZM74 244V243H73ZM113 244H114V242H113ZM124 243H122V245H123ZM127 244V243H126ZM129 244H130V242H129ZM136 244V243H135ZM139 244V243H138ZM191 244V243H190ZM32 245V246H31ZM75 245V246H76ZM107 245V244H106ZM112 245V244H111ZM111 245H110V247H111ZM131 245H132V243H131ZM166 245H167V247H166ZM26 247L27 246V249L26 248H24V247ZM39 246V247H38ZM108 246V245H107ZM130 246V245H129ZM136 246V245H135ZM135 246H133V247H135ZM143 246V245H142ZM163 246H165L166 248H164ZM7 247V248H6ZM24 249H23V248ZM46 247V246H45ZM122 247V246H121ZM124 247V246H123ZM138 247H139V245H138ZM28 248H29V250H28ZM107 248V247H106ZM129 248V247H128ZM127 248V249H128ZM180 248V251H181V253H180V251L178 250ZM26 249V250H25ZM135 249V248H134ZM136 249H138L137 247H136ZM146 249V248H145ZM157 249H160V248H157ZM156 249V250H157ZM174 249H176L175 251H173ZM22 250L24 251L25 250V252L28 250V251H30V252H26V253H28L27 254V257H28V259H27V257H26V255H25V253H23V254H21L22 253ZM31 250H33V251H31ZM35 250H39L38 251V253L37 252H35ZM177 250L179 251V253L177 252ZM21 251V252H20ZM105 251V250H104ZM132 251H133V248H132ZM132 251H129L127 254L125 253V255L126 256H123V258H125V259H123V260H125L126 261V264L129 262L130 264H131V262H133L134 264H135V260H134V258L136 259V262H138V261H140L141 260V258H139L138 260H137V258L136 257H138V255H134V253L132 252ZM138 251H139V249H138ZM141 251H143V250H141ZM147 251V250H146ZM160 251V250H159ZM163 250H161V253L163 254V252H162ZM192 251H194V250H192ZM32 252H34L33 254H34V256H33V254H32V256L33 257H31L30 255V253H32ZM109 252H111V250H109ZM118 252H120L119 250H118ZM127 252V251H126ZM134 252H136V254H139V252H137V250H135ZM157 252V251H156ZM178 254H177V253ZM201 252V251H200ZM43 255H42V254ZM69 253V252H68ZM107 253H108V251H107ZM158 253V252H157ZM40 254V255H39ZM44 254H45V256H44ZM113 254V253H112ZM118 254V253H117ZM158 254H160V253H158ZM180 254V255H179ZM194 254V253H193ZM36 255H38V256H36ZM109 255H110V253H109ZM155 255V254H154ZM153 255V256H154ZM157 255V254H156ZM168 255V256H169ZM186 255V254H185ZM209 256H211L210 254H208ZM208 255H206V257H208L209 258V256ZM213 255V254H212ZM26 257V259H24V260H26L27 262H29L30 260L32 261H30L29 263H23L24 262V260L22 259L23 257ZM42 256V257H41ZM47 256V257H46ZM88 256H90V254L88 255ZM112 256V255H111ZM141 256V255H140ZM146 256V255H145ZM159 256H161V255H159ZM165 255H163V257H164ZM171 256H172V254H171ZM170 256V257H171ZM172 256V257H173ZM180 256V257H179ZM1 257H3V258H1ZM7 257H8V259H6V262L8 261V263L10 262V258H9V256L7 255ZM31 257V258H30ZM37 257V258H36ZM41 257V258H40ZM149 257H150V255H149ZM156 257H158V255L156 256ZM155 257V258H156ZM166 257V256H165ZM182 257V259H180ZM204 258V256H203V260H197V263L199 262V264H202V261L203 262H205L206 260H208L207 258ZM30 258V259H29ZM32 258L33 259H35V260H32ZM39 258V259H38ZM45 258L44 259H42L41 261H43V262H46L47 260V262H48V264H52V262H51V259H48L47 258V260L46 261H44L45 260ZM50 258V257H49ZM146 258V257H145ZM148 258V257H147ZM159 258V257H158ZM162 257H160V260H162L163 261V259H161ZM176 258H178L179 259V262H178V259H176ZM202 258V257H201ZM4 259V260H3ZM20 259H22L21 261H20ZM65 259V258H64ZM120 259V258H119ZM118 259V260H119ZM149 259V258H148ZM147 259V260H148ZM199 259V258H198ZM1 260H3L4 262H2ZM85 260H86V258L84 259V261L82 262V264H84V262H85ZM103 260V259H102ZM116 260V259H115ZM147 260H141V262H144L145 264H146V262H147ZM155 260V259H154ZM154 260H153V262H154ZM182 260V261H181ZM86 261H88V257H87V260ZM124 261V262H125ZM165 261H167V260H165ZM5 262V263H6ZM34 262H33V264H34ZM67 262V261H66ZM118 262V261H117ZM120 262V261H119ZM140 262V263H141ZM161 262V261H160ZM172 262H174V261H172ZM4 263V264H5ZM7 263V264H8ZM13 263V262H12ZM143 263V264H144ZM149 263V262H148ZM155 263V262H154ZM159 263V262H158ZM9 264H11V262L9 263ZM40 264H43L42 262L40 263ZM46 264V263H45ZM88 264V263H87ZM137 264V263H136ZM139 264V263H138ZM160 264H164V262L163 263H160ZM169 264V263H168ZM171 264H173V263H171ZM195 264V263H194ZM204 264V263H203Z\"/></svg>",
	"mask_w": 264,
	"mask_h": 264
},
{
	"label": "crops",
	"instance_id": "obj_3",
	"mask_svg": "<svg viewBox=\"0 0 264 264\" xmlns=\"http://www.w3.org/2000/svg\"><path fill=\"white\" fill-rule=\"evenodd\" d=\"M228 32H230V24L233 26L242 24L244 26V32L246 37L249 38L251 47H253L256 41L264 42V0H228V4L225 8ZM247 40L244 41L246 47ZM250 56L264 55V50L252 51L250 49ZM264 57V56H263Z\"/></svg>",
	"mask_w": 264,
	"mask_h": 264
}]
</instances>
